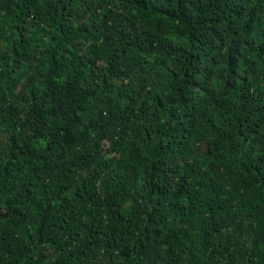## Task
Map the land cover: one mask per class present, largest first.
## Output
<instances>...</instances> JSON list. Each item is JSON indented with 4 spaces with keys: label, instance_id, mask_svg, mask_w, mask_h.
Wrapping results in <instances>:
<instances>
[{
    "label": "trees",
    "instance_id": "1",
    "mask_svg": "<svg viewBox=\"0 0 264 264\" xmlns=\"http://www.w3.org/2000/svg\"><path fill=\"white\" fill-rule=\"evenodd\" d=\"M0 264H264V0H0Z\"/></svg>",
    "mask_w": 264,
    "mask_h": 264
}]
</instances>
